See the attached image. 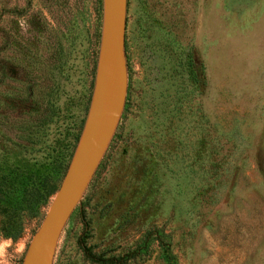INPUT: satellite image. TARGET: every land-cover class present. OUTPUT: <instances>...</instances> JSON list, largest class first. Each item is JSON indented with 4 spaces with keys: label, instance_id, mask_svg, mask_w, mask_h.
<instances>
[{
    "label": "rangeland",
    "instance_id": "rangeland-1",
    "mask_svg": "<svg viewBox=\"0 0 264 264\" xmlns=\"http://www.w3.org/2000/svg\"><path fill=\"white\" fill-rule=\"evenodd\" d=\"M102 27L103 0H0V159L69 165ZM124 51L126 106L53 264H264V0H127ZM53 197L35 217L0 214L6 264Z\"/></svg>",
    "mask_w": 264,
    "mask_h": 264
},
{
    "label": "water",
    "instance_id": "water-1",
    "mask_svg": "<svg viewBox=\"0 0 264 264\" xmlns=\"http://www.w3.org/2000/svg\"><path fill=\"white\" fill-rule=\"evenodd\" d=\"M127 0H103V27L87 118L65 175L22 264H53L67 221L79 205L120 122L127 96Z\"/></svg>",
    "mask_w": 264,
    "mask_h": 264
},
{
    "label": "trees",
    "instance_id": "trees-1",
    "mask_svg": "<svg viewBox=\"0 0 264 264\" xmlns=\"http://www.w3.org/2000/svg\"><path fill=\"white\" fill-rule=\"evenodd\" d=\"M185 49L186 47H182L181 53L186 55L185 59L187 58L185 65L187 76L185 78L188 83L186 89L189 94L195 95L199 88V80L194 69L191 49L189 48V52L187 50L185 52ZM33 96V93L28 94L29 99L34 100ZM17 100L19 101L18 98ZM28 119L29 121L21 120L19 123H22L24 127L22 131L26 134L22 139H25L31 151V147L37 144L34 138L39 134L41 117L40 124L33 121L32 117L30 119L28 116ZM32 159L19 157L15 152H11L5 161L0 159V214L5 219L17 218L21 215L20 213H25L22 214V217L28 218L39 215L41 207L46 206L55 195L68 167L67 163L57 166L59 164L57 161L48 169ZM161 258L165 259L167 264H177V259L172 254L166 257L161 253Z\"/></svg>",
    "mask_w": 264,
    "mask_h": 264
},
{
    "label": "clouds",
    "instance_id": "clouds-1",
    "mask_svg": "<svg viewBox=\"0 0 264 264\" xmlns=\"http://www.w3.org/2000/svg\"><path fill=\"white\" fill-rule=\"evenodd\" d=\"M24 247H25V245L23 243H21L17 251L22 253L24 251ZM4 255H5L4 246L0 245V264H6V261H4L2 259L4 257Z\"/></svg>",
    "mask_w": 264,
    "mask_h": 264
}]
</instances>
